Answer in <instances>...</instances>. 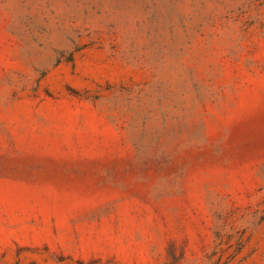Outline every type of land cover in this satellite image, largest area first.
Returning <instances> with one entry per match:
<instances>
[{
	"label": "rangeland",
	"instance_id": "1",
	"mask_svg": "<svg viewBox=\"0 0 264 264\" xmlns=\"http://www.w3.org/2000/svg\"><path fill=\"white\" fill-rule=\"evenodd\" d=\"M0 264H264V0H0Z\"/></svg>",
	"mask_w": 264,
	"mask_h": 264
}]
</instances>
